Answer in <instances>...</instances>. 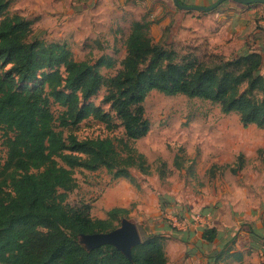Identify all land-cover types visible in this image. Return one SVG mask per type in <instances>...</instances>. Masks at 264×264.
<instances>
[{
  "label": "trees",
  "instance_id": "1",
  "mask_svg": "<svg viewBox=\"0 0 264 264\" xmlns=\"http://www.w3.org/2000/svg\"><path fill=\"white\" fill-rule=\"evenodd\" d=\"M9 1L0 0V128L7 133V166L23 174L12 185L13 199L5 202L0 195V264H168L164 237L153 233L132 249L131 261L112 246L83 248L80 235L115 230L114 221L124 219L128 210L113 208L105 219H93L90 206L68 205V194L78 188L75 170L103 168L114 179L131 178L132 169L150 174L133 142L149 132L143 103L153 91L210 101L224 115L237 114L243 127L264 129V97H254L264 96L262 56L242 52L213 64L188 55L175 62L173 50L148 37L147 23L135 21L125 40L121 69L107 78L97 67L114 68L111 58L102 57L93 67L75 61L64 44L28 41L31 23L8 14ZM101 88L123 138L79 139L75 130L84 121L99 122L108 130L115 126L113 117L90 101ZM50 100L64 109L57 120L66 137L53 126ZM30 168L37 172L30 173ZM217 238L215 228L201 233L209 244ZM227 247L218 246L215 263Z\"/></svg>",
  "mask_w": 264,
  "mask_h": 264
},
{
  "label": "rangeland",
  "instance_id": "2",
  "mask_svg": "<svg viewBox=\"0 0 264 264\" xmlns=\"http://www.w3.org/2000/svg\"><path fill=\"white\" fill-rule=\"evenodd\" d=\"M182 3L185 5V0ZM7 11L31 23L28 41L64 44L75 61L93 67L100 58H111L114 68L97 67L107 78L121 69L127 27L116 31L107 19L91 15L60 17L63 9L57 0H10ZM146 19L147 15L140 22L147 23L148 37L154 44L173 50L175 62L188 55L213 64L233 58L210 48L208 40L192 37V30L172 34L169 27L164 31ZM58 72L65 78L62 68ZM245 89V85L240 87L241 92ZM105 93L101 88L90 101L113 117L114 128L84 121L75 130L79 139L123 138L120 122L103 100ZM254 97L264 96L256 93ZM143 106L150 129L133 146L145 156L150 174L132 169L131 178L114 179L103 168L93 172L76 169L78 188L68 194L66 203L90 206L93 219H105L109 210L118 208L117 202L126 203L124 219L136 226L141 239L149 233L164 237L168 264H253L254 258L257 264H264V258H260L262 262L259 256H252L250 248L240 249L244 240L254 243L248 232L251 224L264 227V129L243 127L237 114L224 115L218 104L183 95L153 91ZM50 108L55 130L66 137L67 130L59 127L57 120L64 109L52 100ZM6 136L0 128V195L9 202L15 196L12 185L23 172L7 166ZM120 223L114 221V226L118 228ZM214 226L221 232L220 239L212 244L204 242L202 231ZM78 242L82 240L78 238ZM218 244L228 247L215 263L212 257Z\"/></svg>",
  "mask_w": 264,
  "mask_h": 264
},
{
  "label": "crops",
  "instance_id": "3",
  "mask_svg": "<svg viewBox=\"0 0 264 264\" xmlns=\"http://www.w3.org/2000/svg\"><path fill=\"white\" fill-rule=\"evenodd\" d=\"M216 1L185 0V5L206 7ZM57 2L63 9V13L58 14L60 17L91 15L94 19H107L108 23L116 26V31L125 30L126 27L130 30L132 22H140L147 15L146 21L151 23V26L162 27L164 31L169 27L172 34L187 33L192 30L190 31L192 37L197 40H208L210 48L221 51L226 57H235L242 52L258 53L262 56L264 65V5L262 4L240 5L227 1L213 11L199 13L181 10L176 7L173 0H57ZM117 207L127 209V204L117 202ZM212 228L217 230L219 238L220 230L215 226ZM250 230L257 234V237L252 235L254 243L246 244L244 240L240 249L244 252L250 248L252 256H259V260L262 261L263 259L260 258H264V227L257 223L251 224ZM231 234L234 238L235 232ZM224 245L218 244V246ZM252 263L259 262L254 258Z\"/></svg>",
  "mask_w": 264,
  "mask_h": 264
},
{
  "label": "water",
  "instance_id": "4",
  "mask_svg": "<svg viewBox=\"0 0 264 264\" xmlns=\"http://www.w3.org/2000/svg\"><path fill=\"white\" fill-rule=\"evenodd\" d=\"M177 8L184 11L207 13L227 1H234L240 5L262 4L264 0H217L210 6L182 5L179 0H173ZM80 243L86 251H92L104 246H112L122 253L128 260H132V249L141 243L140 235L136 226L127 219H122L120 226L108 233H97L92 235H80Z\"/></svg>",
  "mask_w": 264,
  "mask_h": 264
}]
</instances>
